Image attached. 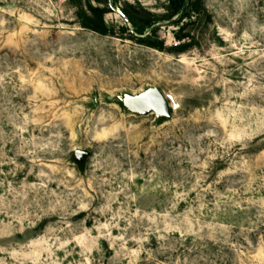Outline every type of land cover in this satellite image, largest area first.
I'll use <instances>...</instances> for the list:
<instances>
[{"label":"rangeland","instance_id":"rangeland-1","mask_svg":"<svg viewBox=\"0 0 264 264\" xmlns=\"http://www.w3.org/2000/svg\"><path fill=\"white\" fill-rule=\"evenodd\" d=\"M203 5L0 0V264H264V0Z\"/></svg>","mask_w":264,"mask_h":264},{"label":"trees","instance_id":"trees-1","mask_svg":"<svg viewBox=\"0 0 264 264\" xmlns=\"http://www.w3.org/2000/svg\"><path fill=\"white\" fill-rule=\"evenodd\" d=\"M169 2L173 9V17L178 16L181 21L180 23L187 18L191 19V23H193V21L195 22L196 20H192V15H195L198 20H200L203 15H206L209 19L211 18L207 9L203 5V0H169ZM90 13L91 15H88L85 10L81 9L79 14L82 19V26L102 34H109L110 29L105 23L104 10L90 6ZM126 14L133 28L132 32L129 34V39L141 45H145L162 52L181 54L187 52L193 44L195 38L191 36L190 33H184L190 22L187 24L183 22L179 31L175 33V38L179 41V43L168 47L163 41L153 40L150 37L151 32L149 31L154 30L159 20L156 18H139V12H137V15H132L128 12ZM188 40L190 41L187 42Z\"/></svg>","mask_w":264,"mask_h":264},{"label":"water","instance_id":"water-1","mask_svg":"<svg viewBox=\"0 0 264 264\" xmlns=\"http://www.w3.org/2000/svg\"><path fill=\"white\" fill-rule=\"evenodd\" d=\"M88 153L87 152H85V151H76V156L78 157V158H81V157H84V156H86Z\"/></svg>","mask_w":264,"mask_h":264}]
</instances>
